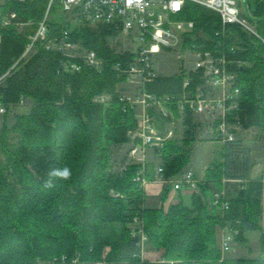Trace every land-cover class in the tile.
Segmentation results:
<instances>
[{
  "label": "trees",
  "instance_id": "trees-1",
  "mask_svg": "<svg viewBox=\"0 0 264 264\" xmlns=\"http://www.w3.org/2000/svg\"><path fill=\"white\" fill-rule=\"evenodd\" d=\"M46 7L47 0L0 3V77L9 72L0 84V100L10 103L31 97L34 102L30 113L18 116L13 127L17 140L7 144V160L0 164V264H264L261 180H247L244 186L240 182L225 211L203 203L196 193L190 194L189 204L181 198L167 209L144 208L145 189L135 178L142 163L128 164L119 174L107 172L109 145L131 142L130 130L137 125L135 110H124L118 88L122 79L113 68L116 61L133 54L117 52L110 45L115 30L109 24L73 25V38L95 49L106 63L100 72L86 65L68 72L66 82L72 91L60 103L63 83L57 72L58 53L39 43L28 60L23 57L29 35L36 32ZM11 11L17 13L15 21L25 22L22 28L3 23ZM253 12L264 37V0H257ZM179 17L195 20L213 42L223 39L228 46L239 47L235 56L246 63L233 66L240 88L238 121L244 128H264V40L236 23L229 25L228 35H215L222 24L220 14L192 0L186 1ZM62 18H52L50 25L56 28ZM194 42L212 43L203 37ZM182 83V74H161L148 89L176 92ZM102 93L111 95L109 104L94 101ZM185 124H192V116L186 117ZM234 143L227 149L229 158L239 149ZM183 144L169 139L158 148L165 175L178 174L188 163ZM224 164L220 161L207 168L203 191L221 187L222 177L231 175ZM153 166L150 161L145 166L149 179ZM64 167L71 169L70 179L51 175ZM7 172L16 177L15 182L9 181ZM169 190L164 188L163 201ZM142 216L150 242L166 249L163 261L142 258L141 235L133 234L129 226ZM224 225L238 228L236 238L241 241H247V231L262 230L261 253L222 258L217 230ZM107 243L112 249L104 258ZM77 251L80 257L75 259Z\"/></svg>",
  "mask_w": 264,
  "mask_h": 264
},
{
  "label": "built area",
  "instance_id": "built-area-1",
  "mask_svg": "<svg viewBox=\"0 0 264 264\" xmlns=\"http://www.w3.org/2000/svg\"><path fill=\"white\" fill-rule=\"evenodd\" d=\"M187 0H47L43 18L39 21L35 33L29 35V42L23 57H30L37 52V44L58 53L57 72L62 78L63 102L69 85L67 73L80 71L89 66L97 71L105 68V59L95 49L84 46L75 40L72 34L73 25L109 24L115 30L110 37H120L121 48L117 52H131V57L123 58L113 64L117 75L124 82L120 90V99L124 110L128 107L135 110L137 125L130 130L134 141L130 156L143 167L135 177L141 181L144 189L149 179L145 175L149 148H161L164 142L176 136V125L185 123L187 116L204 115L212 134L224 141L236 140L237 130L242 126L238 121L237 110L240 105V88L237 85L235 66L246 61L236 58L238 46H228L223 39L213 42L206 36L202 27H197L193 19L179 17ZM218 12L221 16V28L215 35H228L229 25L239 24L249 34L261 37L257 24L244 12L241 0H192ZM60 4L65 12L60 23L54 29L50 25L52 8ZM17 13L12 11L3 18L4 24L17 23ZM21 24L25 22H19ZM17 23V24H19ZM205 38L212 43L197 44V38ZM1 38V35H0ZM194 39L188 43L189 39ZM189 47L186 49L187 45ZM112 46V44L110 43ZM178 50L179 59H183L180 74L183 75L182 87L176 92L158 93L150 91L148 84L160 75L157 70L158 56L163 52ZM185 50H187L185 54ZM35 51V52H34ZM184 51V54H183ZM191 59V60H190ZM234 66V67H233ZM111 95L102 93L94 101L109 104ZM6 103L0 100V114L25 104ZM177 114V115H176ZM162 164L157 166L155 182L163 188L169 186L174 190L196 193L203 203L217 210L229 208L230 193L226 185L214 188L211 194L203 191L201 184L207 179L200 178L190 168L178 174L167 176ZM227 177H223L226 182ZM244 186L245 179L240 180ZM139 217H136L138 219ZM140 231V230H139ZM239 229L228 225L218 227V244L222 251L234 249ZM144 236L143 230L139 233Z\"/></svg>",
  "mask_w": 264,
  "mask_h": 264
},
{
  "label": "rangeland",
  "instance_id": "rangeland-1",
  "mask_svg": "<svg viewBox=\"0 0 264 264\" xmlns=\"http://www.w3.org/2000/svg\"><path fill=\"white\" fill-rule=\"evenodd\" d=\"M3 1L4 0H0V3ZM256 2L257 0H241V5H242L243 10L246 12L247 16L253 21L257 20V17L253 12V10L256 7ZM64 14L65 12L63 11L62 6L60 4H55L53 6L52 11H51V15L53 18L59 19L63 17ZM22 26L23 25L19 23V28H22ZM120 39H121L120 37H109V42L112 44V47L115 50H119L121 48L120 43L118 42V40ZM188 47H189V44L187 45L186 49ZM186 51L187 50H185V54L187 53ZM178 53H179L178 50H174L170 52H163L158 56L157 70L158 72H160V74H166V75H173L176 73L180 74L181 65L183 64V59H179ZM183 54H184V51H183ZM25 58L26 59L30 58V53L27 54ZM8 75H9V72H6L0 77L1 84L5 82L6 76ZM124 84H125L124 82H120L118 84V88L122 90L123 89L122 87ZM68 87H70L68 89L69 91L68 94H70L72 91V88L70 85ZM62 88L66 89V87L64 86H62ZM67 96L68 95L65 94V98L63 101L66 100ZM24 99L26 100L25 104H23L25 105L24 107H20V108L14 107L9 113L7 112V114L5 113L3 115H0V164L2 166L5 164L7 160L6 158V156L8 155L7 149H6L7 144L15 142L17 140L16 136L18 133L13 129V127L17 123L18 116L20 114L30 113L33 107V104H34L33 99L31 97H25ZM195 120L196 121L193 122L191 125L190 124L187 125L185 123L177 124L178 130L176 129V133H179V136L181 137L179 136H176V137H179L181 140L183 133L190 132L192 130H194L193 131L194 133L199 134L198 137L201 140L209 136L210 133L207 132V127L202 125L204 121L207 120V117L204 115H199L195 117ZM177 125H176V128H177ZM206 125L209 127L207 121H206ZM254 132H264V128L260 127L259 129H254ZM201 135L205 137L202 138ZM133 145H134L133 139L131 143L112 144V145L110 144L109 145L110 155H109V160H108L109 167L107 169L108 170L107 172L119 174L127 167L128 164L135 162L134 159L130 156V150ZM183 146H184V150L187 152L188 157H190V153H195L196 155H200L203 152V148L199 144H197L195 140H192V139L189 141L188 144L187 143L183 144ZM222 147H223L222 142L216 141V143L214 144V148H215L214 159L215 160L213 164L219 163L221 161L220 160L221 154L219 155L218 150ZM158 148L151 147L148 149L149 150L148 160L150 161L151 164H155V165L162 164V155L160 151L158 150ZM188 163L186 164V166L188 165ZM186 166L183 169H186L187 168ZM6 174L9 178V181L15 182L16 177L14 175L13 176L8 175V172ZM12 187L15 188L16 185H13ZM146 189L147 190L145 192L146 195H145V201L143 203V207L144 208L145 207H158L159 203L163 202L161 199V195L152 194V183H148ZM111 193H114L113 189H111ZM183 197H184V201L189 204L191 200L190 192H184ZM144 223H145L144 216L139 217L138 219L135 218L134 221H131L129 223L130 229L132 230L133 234L139 233L141 232V230H143L144 236L141 238L142 239L141 246H142V251H143L142 252L143 260L148 261V262L165 260V251H166L165 247H157L150 242L149 237L145 231ZM259 234H260L259 231H256V233H251V237L253 239L251 245L253 247L254 252L256 251L255 236H258ZM218 235L219 234L217 230V243H218ZM234 246H235L234 249L227 251V252L222 251L220 248L222 258H230V257H235V256L237 257L242 254L249 255L247 252V249L249 248V246L246 241H241L237 239L236 242L234 243ZM111 249H112V245L110 243L105 244L102 256L106 258L108 253L111 251ZM62 257H65V255H63ZM74 257H76L75 259H78L80 257V252L77 251Z\"/></svg>",
  "mask_w": 264,
  "mask_h": 264
},
{
  "label": "crops",
  "instance_id": "crops-1",
  "mask_svg": "<svg viewBox=\"0 0 264 264\" xmlns=\"http://www.w3.org/2000/svg\"><path fill=\"white\" fill-rule=\"evenodd\" d=\"M19 22H23V21L18 20L17 23ZM254 22L256 23V21ZM22 25H24V23ZM28 59L29 58H27L26 60ZM163 75H166V74H163ZM24 106L25 105H19V106H16V108L17 107L20 108ZM0 115H3V114H0ZM202 125L207 127V132L210 133V135L207 136L205 139H202V140L199 139L198 137L199 134L194 133L193 132L194 130L183 133L181 140L179 138L181 137L179 136V133H176V136H179V137L175 136L174 138H172V139H177L178 141H180V143H185V144L186 143L188 144L189 141L192 139V140H195L196 143L199 144L203 148V152L200 155H196L195 153H190L189 163L186 167L195 171V173L200 178L208 179L207 168L213 165V162L215 160L214 159V154H215L214 144L216 143V141H219V142L221 141L223 147L218 150L219 155L221 154L220 160L221 162H225L223 168H228V172L229 174H231L230 176L226 174L224 175L225 177L228 178L226 182L223 181L224 176L222 177L221 187L226 185L229 193L232 194L235 191V187H238L241 179H245L246 181L251 180V179L261 180L263 182L261 225L264 228V132H254V129H259L260 127H255V126L250 127V128L241 127L240 128L241 130L240 129L237 130V133H236L237 141L235 140V143H234V141L231 142V141H224L221 139H216L212 134L213 131L210 130V126L208 127L206 123H203ZM176 129L178 130V125ZM201 137L203 138L205 136L201 135ZM231 143L238 145L239 149L237 152L234 153L233 157L229 158L227 156V149L228 147L231 146L230 145ZM157 166H158L157 164L156 165L154 164L153 169H152V179H149V178L148 179L150 180L149 183H152V194L161 195V199H162L164 188L160 183L155 182L153 180L156 177ZM221 187H218V188H221ZM146 188L147 186H145V192L147 190ZM211 191L207 194H211ZM183 195H184L183 191L174 190L170 187V190L168 192V198L164 201L162 200L163 202L159 203V206L160 205L164 206L165 209H167L172 202L178 201L179 199L184 198ZM256 231H259L260 234L258 236H255L256 251L254 252L253 247L251 245L252 240H253L251 237V233H256ZM261 235H262V230H259V229H253V230L247 231L246 232V236H247L246 242L249 246V248L247 249V252L249 255L242 254L239 256L241 257L258 256L261 253Z\"/></svg>",
  "mask_w": 264,
  "mask_h": 264
},
{
  "label": "clouds",
  "instance_id": "clouds-1",
  "mask_svg": "<svg viewBox=\"0 0 264 264\" xmlns=\"http://www.w3.org/2000/svg\"><path fill=\"white\" fill-rule=\"evenodd\" d=\"M51 175L59 177L63 180H68L71 178V169L69 167H64L63 169L54 170ZM49 187H51V183H49Z\"/></svg>",
  "mask_w": 264,
  "mask_h": 264
},
{
  "label": "bare ground",
  "instance_id": "bare-ground-1",
  "mask_svg": "<svg viewBox=\"0 0 264 264\" xmlns=\"http://www.w3.org/2000/svg\"><path fill=\"white\" fill-rule=\"evenodd\" d=\"M52 21V20H51ZM60 21V20H59ZM60 23V22H59ZM11 24V23H10ZM15 24V23H14ZM52 26V25H51ZM53 28H55V27H53ZM74 28V27H73ZM73 30V29H72ZM73 32V31H72ZM82 43V42H81ZM87 47V46H86ZM70 88V87H69Z\"/></svg>",
  "mask_w": 264,
  "mask_h": 264
},
{
  "label": "water",
  "instance_id": "water-1",
  "mask_svg": "<svg viewBox=\"0 0 264 264\" xmlns=\"http://www.w3.org/2000/svg\"><path fill=\"white\" fill-rule=\"evenodd\" d=\"M231 38H234V36L232 34L229 35Z\"/></svg>",
  "mask_w": 264,
  "mask_h": 264
}]
</instances>
